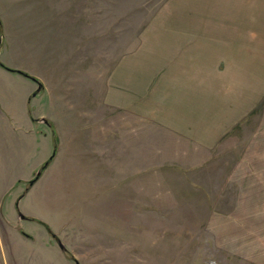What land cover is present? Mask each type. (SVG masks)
Returning <instances> with one entry per match:
<instances>
[{
    "label": "rangeland",
    "instance_id": "1",
    "mask_svg": "<svg viewBox=\"0 0 264 264\" xmlns=\"http://www.w3.org/2000/svg\"><path fill=\"white\" fill-rule=\"evenodd\" d=\"M224 30L215 51L242 59H219L232 71L212 85L254 76L260 96L207 150L140 116V97L163 91L139 70L155 47ZM63 257L264 264V0H0V264Z\"/></svg>",
    "mask_w": 264,
    "mask_h": 264
},
{
    "label": "crops",
    "instance_id": "2",
    "mask_svg": "<svg viewBox=\"0 0 264 264\" xmlns=\"http://www.w3.org/2000/svg\"><path fill=\"white\" fill-rule=\"evenodd\" d=\"M223 34V36L210 34L207 37L198 38L201 41L200 45L195 38L178 37L179 41L177 42L172 41L152 49L155 51H151V55L156 56V66L150 62V67L142 66L139 70L140 73L146 72L147 75H155L151 79V84L159 82L160 85L157 84L155 88L158 91H163L161 98L159 93L149 97L148 92L143 98L140 97V107H138L140 116L156 114L155 122L164 127H160L163 131L177 139L191 140L194 142L193 145L207 150L222 146L233 129L248 118L255 103L259 102L260 96L259 92L254 90L255 86L249 85L254 76H250L251 79L244 81L241 74L235 80L231 79L229 84L224 85L221 81H216L215 87L212 85V73L219 77L230 75L232 71L226 70L228 67L224 62L223 69L222 64L216 66L219 59L238 62L237 59L240 57L238 54L242 59L243 52L237 50L239 47H231L230 44L228 47L218 46V50L215 51L216 47L213 44L228 42L229 36L225 30ZM171 39L176 40L177 38ZM159 57L163 58L162 63H160ZM164 61L167 62L164 64ZM176 68H178V75L175 71ZM195 68L201 72H207L206 77L202 78L200 82H196ZM165 70L168 71L166 75H164ZM208 75L209 77H207ZM245 82L247 83L245 84ZM141 83L149 84L150 80H141ZM146 88L149 89V86ZM148 98H150V102ZM152 103L155 105L151 106ZM153 107L157 109H153ZM23 198L24 196L20 201ZM22 221H27V219ZM20 235L29 237L24 231H21ZM32 239L34 238L31 236ZM54 248L61 252L59 245ZM63 258L64 264H69L67 259Z\"/></svg>",
    "mask_w": 264,
    "mask_h": 264
},
{
    "label": "water",
    "instance_id": "3",
    "mask_svg": "<svg viewBox=\"0 0 264 264\" xmlns=\"http://www.w3.org/2000/svg\"><path fill=\"white\" fill-rule=\"evenodd\" d=\"M8 70H10V71H16V70H12V69H8ZM16 72L19 73V74H21V75L24 76V77H28V78H29V75H27L25 72H21V71H16ZM33 80H34V79H33ZM41 89H42V86H41V84L38 83V89H37V91H36L35 93H33V96H36V95L41 91ZM44 122L47 123V121H44ZM52 158H53V157H51V158L46 162V164L42 167V169L36 174L35 178H34L33 180L30 181L29 184H30L31 186H33V185L37 182V180L40 178V176H41V174H42V171L45 170V169L48 167V165L50 164ZM21 198H22V197H21ZM21 198H20V199H21ZM20 199H19V200H20ZM19 200H18V202H19ZM16 205H18V203H17ZM19 217H20L21 220H25V219H26V217H25L21 212H19ZM58 245H59V247H60V249H61L62 251H65V247H64L61 243H59Z\"/></svg>",
    "mask_w": 264,
    "mask_h": 264
}]
</instances>
